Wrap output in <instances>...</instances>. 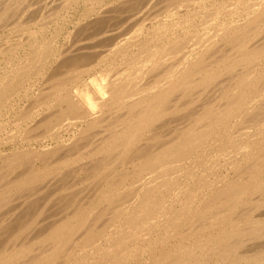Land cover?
Listing matches in <instances>:
<instances>
[{"label": "bare ground", "instance_id": "6f19581e", "mask_svg": "<svg viewBox=\"0 0 264 264\" xmlns=\"http://www.w3.org/2000/svg\"><path fill=\"white\" fill-rule=\"evenodd\" d=\"M0 264H264V0H0Z\"/></svg>", "mask_w": 264, "mask_h": 264}, {"label": "rangeland", "instance_id": "374dc122", "mask_svg": "<svg viewBox=\"0 0 264 264\" xmlns=\"http://www.w3.org/2000/svg\"><path fill=\"white\" fill-rule=\"evenodd\" d=\"M79 9H80V10H79V12H81V11H82L81 9H83V8H82V7H80ZM83 10H84V9H83ZM5 120H6V119H5ZM8 147H9V145H7V147H6V148L8 149Z\"/></svg>", "mask_w": 264, "mask_h": 264}]
</instances>
